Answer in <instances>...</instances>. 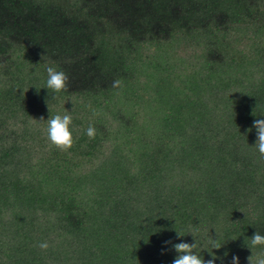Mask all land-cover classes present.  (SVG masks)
Here are the masks:
<instances>
[{"label": "trees", "instance_id": "trees-1", "mask_svg": "<svg viewBox=\"0 0 264 264\" xmlns=\"http://www.w3.org/2000/svg\"><path fill=\"white\" fill-rule=\"evenodd\" d=\"M65 111L66 152L46 135ZM256 119L264 0H0V264H171L163 241L195 239L205 260L249 264Z\"/></svg>", "mask_w": 264, "mask_h": 264}, {"label": "clouds", "instance_id": "clouds-1", "mask_svg": "<svg viewBox=\"0 0 264 264\" xmlns=\"http://www.w3.org/2000/svg\"><path fill=\"white\" fill-rule=\"evenodd\" d=\"M47 80L45 87L54 93H59L67 88L68 75L64 71H58L55 67L49 66L46 69ZM122 86V81L117 79L113 81L112 87L119 88ZM40 88H37V92ZM72 116L70 112L65 111L63 114L50 115L46 120V135L47 139L52 146L60 151H68L73 146V134L70 128L72 124ZM41 121H45L43 117ZM253 128L256 129V142L254 147L256 148L260 157H264V119H256L253 121ZM251 130V129H250ZM87 136L90 139L95 138L94 126H89L86 131ZM195 238L192 232H189ZM178 236H183L180 232H177ZM164 247L161 248V254L169 250H174L177 255L172 260L171 264H216V260L219 258L213 255L212 258L205 260L201 255L199 249L201 248L200 242L195 239V242H178L173 243L171 240L163 241ZM171 245V248L167 246ZM247 245L252 249L264 246V234L255 232L248 241ZM38 247L42 250H47L49 244L46 241L40 242ZM219 249L221 244L212 237H209L204 249ZM210 252V251H209ZM212 252V251H211ZM210 252V253H211ZM222 259V258H219ZM249 264H264V252L255 253L248 258ZM230 264H239V257L233 255Z\"/></svg>", "mask_w": 264, "mask_h": 264}]
</instances>
